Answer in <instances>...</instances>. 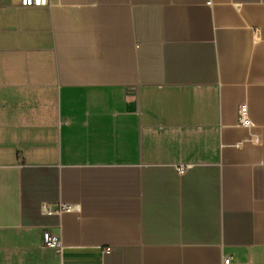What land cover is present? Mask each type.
<instances>
[{
  "label": "crops",
  "instance_id": "crops-1",
  "mask_svg": "<svg viewBox=\"0 0 264 264\" xmlns=\"http://www.w3.org/2000/svg\"><path fill=\"white\" fill-rule=\"evenodd\" d=\"M226 257L264 264V0H0V264Z\"/></svg>",
  "mask_w": 264,
  "mask_h": 264
},
{
  "label": "built area",
  "instance_id": "built-area-1",
  "mask_svg": "<svg viewBox=\"0 0 264 264\" xmlns=\"http://www.w3.org/2000/svg\"><path fill=\"white\" fill-rule=\"evenodd\" d=\"M19 3L23 6H45L48 5L49 0H19ZM238 123L249 129L252 130L256 123L253 121V119L250 117L249 114V106L247 103L240 104L238 108ZM253 136V140L256 142L261 141V137L259 134L252 132L251 134ZM239 145V144H238ZM188 167V164H178L177 169L180 172H184ZM75 207L70 204H60L59 207L53 209L49 203L44 202L42 203V211L46 214H54V213H61L62 211H71ZM43 241L45 246L49 248L56 249L57 251L63 250V243L60 240L59 236L56 234H53L51 232H44L43 233ZM231 257H226L222 264H230Z\"/></svg>",
  "mask_w": 264,
  "mask_h": 264
}]
</instances>
